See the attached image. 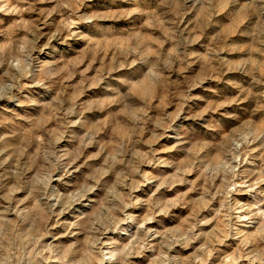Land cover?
<instances>
[{
    "label": "rangeland",
    "instance_id": "374dc122",
    "mask_svg": "<svg viewBox=\"0 0 264 264\" xmlns=\"http://www.w3.org/2000/svg\"><path fill=\"white\" fill-rule=\"evenodd\" d=\"M0 264H264V0H0Z\"/></svg>",
    "mask_w": 264,
    "mask_h": 264
}]
</instances>
